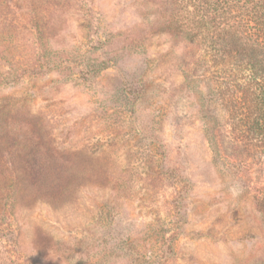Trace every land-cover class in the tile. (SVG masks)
I'll return each mask as SVG.
<instances>
[{"label": "rangeland", "instance_id": "rangeland-1", "mask_svg": "<svg viewBox=\"0 0 264 264\" xmlns=\"http://www.w3.org/2000/svg\"><path fill=\"white\" fill-rule=\"evenodd\" d=\"M168 13L0 0V264H264V161Z\"/></svg>", "mask_w": 264, "mask_h": 264}, {"label": "trees", "instance_id": "trees-1", "mask_svg": "<svg viewBox=\"0 0 264 264\" xmlns=\"http://www.w3.org/2000/svg\"><path fill=\"white\" fill-rule=\"evenodd\" d=\"M167 26L198 47L194 61L222 106L231 167L250 176L264 161V0H164ZM264 214V186L254 188Z\"/></svg>", "mask_w": 264, "mask_h": 264}, {"label": "clouds", "instance_id": "clouds-1", "mask_svg": "<svg viewBox=\"0 0 264 264\" xmlns=\"http://www.w3.org/2000/svg\"><path fill=\"white\" fill-rule=\"evenodd\" d=\"M233 191V195H238V192L235 191V190H232Z\"/></svg>", "mask_w": 264, "mask_h": 264}]
</instances>
